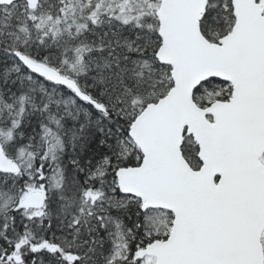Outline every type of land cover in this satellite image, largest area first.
I'll use <instances>...</instances> for the list:
<instances>
[{
    "label": "snow or ice",
    "instance_id": "snow-or-ice-1",
    "mask_svg": "<svg viewBox=\"0 0 264 264\" xmlns=\"http://www.w3.org/2000/svg\"><path fill=\"white\" fill-rule=\"evenodd\" d=\"M0 264H264V0H0Z\"/></svg>",
    "mask_w": 264,
    "mask_h": 264
}]
</instances>
